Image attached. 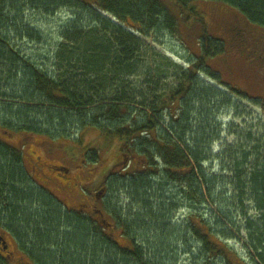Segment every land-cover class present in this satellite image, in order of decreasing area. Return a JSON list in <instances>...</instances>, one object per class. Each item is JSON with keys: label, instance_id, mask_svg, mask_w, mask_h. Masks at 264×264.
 <instances>
[{"label": "trees", "instance_id": "obj_1", "mask_svg": "<svg viewBox=\"0 0 264 264\" xmlns=\"http://www.w3.org/2000/svg\"><path fill=\"white\" fill-rule=\"evenodd\" d=\"M194 1L226 5L249 23L264 29V0H173L182 20L159 0H95L92 4L86 0H0V101L7 111L9 109L0 120V228L8 233L14 228L23 237L32 235L36 241L43 240L44 231L50 230L45 237L49 238V234L53 236L58 230L54 221L47 218L44 207L36 205V196L24 189L23 180L27 182L28 173L22 166L21 150L12 147L3 134L19 137L22 147L28 139H53L48 132L52 129L48 128L66 131V127L77 125L75 120H78L79 143L89 129H97L105 138H117L120 142L121 159L109 168L103 181L99 180L106 192L110 189L108 179L112 169L118 165L127 164L128 168L133 163L136 165L126 176L132 183L131 188L138 187L136 193L140 196L137 197L142 199L147 198L148 193L139 185L142 180L161 175L162 180L179 186L176 199L170 198V203L186 200L190 204L188 232L197 244L195 253L189 250L193 264H211L212 261L246 264L229 245L236 240L239 230L234 217L219 209L221 196L214 190V185L226 180L220 175H208L202 168L212 154L210 142L220 136L221 123L213 116L219 101L223 102V95L203 85L200 75L216 81L237 98L248 97L223 85L219 75L207 67L208 58L222 53L223 46L206 33L203 18L190 7ZM28 9L43 15L60 9L73 13L49 66L52 71L37 60H26L10 43L11 36L17 32L29 35V29L21 25L22 14ZM190 19L202 26L201 53L194 61L188 59L187 67L159 57L139 38L163 30L175 34L179 21L188 23ZM146 54L153 56V60L141 65ZM7 67H11L9 77L3 79ZM20 72L22 76L19 77ZM57 138L65 139L61 135ZM260 149H251L254 150L252 154L259 156L252 164L244 151L239 153L236 149L233 152L228 147L226 152L236 155L233 159L230 156L228 165L233 187L237 188L232 198L246 222L252 264H264V150ZM89 153H93V161L97 162L96 151ZM107 202L102 203V217L98 223L104 221L106 226L119 229L128 244L121 245L106 238V226L90 224L82 215L85 225L82 221L73 223L76 228L71 226V229L76 238L70 237L64 244L74 255L61 257V246H50V238L51 244L46 247L55 251L49 264H117L114 254L102 261L98 249L92 252L100 246L95 237L98 233L106 239L105 244L109 243L121 253V257L141 260L142 252L130 238V224L115 211L108 214ZM246 204L255 206L257 223L246 218ZM203 206L207 212L201 209ZM162 214L158 213L156 218L161 219ZM55 216V222H61V217ZM75 256L77 261L71 262ZM36 259H31L32 264H39Z\"/></svg>", "mask_w": 264, "mask_h": 264}, {"label": "rangeland", "instance_id": "obj_2", "mask_svg": "<svg viewBox=\"0 0 264 264\" xmlns=\"http://www.w3.org/2000/svg\"><path fill=\"white\" fill-rule=\"evenodd\" d=\"M159 1L168 10L173 13L176 12L178 20H182L173 6V0ZM86 2L92 4L95 0H86ZM190 7L195 8L203 18L208 36L223 46L222 53L208 58L207 67L219 75L223 85L240 91L248 97V99L237 98L229 94L223 86L217 85L216 81L200 75L203 85L217 89L223 95V102L219 101V107L215 110V115L213 116L221 123L220 136L215 137L214 141L210 142L209 146L212 154L202 168L206 174L220 175L221 178L226 180L224 183L214 185V190L215 194L217 196L220 195L222 199L218 201L220 204L219 209L225 213L229 212L234 217L239 230L236 240L229 242V245L234 248L246 264H252L250 254L252 255L253 252H251L249 247V233L246 230V222L243 220L239 208L236 207L237 205L233 204L235 201L232 198L237 188L234 189L233 187V177L228 165L231 162L230 156L233 159L236 158V155L226 152L228 147H231L233 152L236 149L239 153L244 151L249 154V162L252 164L259 160V156L258 154H252L254 150L252 151L251 149L260 147V150H264V70L260 60L261 50L264 52V29L249 23L236 10L220 3L194 1L190 4ZM72 14L69 10L60 9L53 14L43 15L37 10L28 9L22 14L21 25L29 29L30 36L26 32H17L18 34L11 36L13 40L10 43L26 60L33 62L37 60V63H44V68H49L52 71V67L49 66L52 64L53 56L61 43L62 32L72 19ZM103 15L112 18L107 14L103 13ZM201 27L200 24L190 19L188 23L179 21V29L175 34L168 30H163L161 32H153L148 37L139 38L141 41L143 40L149 50L158 53L159 57L167 59V61L176 65L187 67L186 61L188 59L194 61V57L199 56L201 53L199 40ZM232 29L240 31L242 35L240 39L236 37V30ZM36 34L37 36H34ZM152 57L146 54L141 65L151 63ZM157 60L160 62V59ZM163 63L167 64V62ZM10 68L7 67L5 69L3 79L9 77L8 70ZM21 74L20 72L19 77L22 76ZM8 111L4 103L0 101L1 121L9 113ZM75 121L77 125L66 127V131L61 128H48L52 129L51 132H48L53 139H28L26 144H22V147L20 146L19 137L3 134L5 136L4 139L12 147L21 150L22 166L28 172V177H34L36 182H41V185L46 186L47 194L51 192L61 200L68 195L60 189L61 184L53 177L55 174L51 171L48 172L49 170L47 171L44 166H64L69 172L57 171V175L66 180L70 179L71 186L72 184H78L82 187V191H85V185L89 184L87 186L89 190L94 181L99 182L100 178L107 174L106 172L109 168H112L121 159L119 140L117 138L107 139L97 129L85 131L82 137L83 140L79 143L77 140L80 137L81 128L77 122L78 120ZM45 127L43 126L42 129L45 130ZM60 135L65 139L57 138ZM93 150L96 151L98 156L97 162L93 161V153H89ZM28 151L34 152L33 156L41 159L42 170H33L30 163L33 160L32 154ZM10 153L8 154L11 155ZM1 165H3L2 162ZM224 166H227L226 170L223 169ZM135 167L136 165L133 163L129 168L126 164L124 166L118 165L112 169L114 171L111 172L112 175L108 179L110 189L106 192L104 200L108 201V214L112 215V212L115 211L121 219L130 224V238H133L134 244L142 252L141 260L121 257V253L114 246L109 243L105 244L107 242L106 239L103 240L99 233L97 236L95 234V237H98L96 239L98 246L105 245L107 248L109 246V249L99 246L93 248L92 252H94V249L95 251L98 249V254L102 256L99 259L102 261L107 260V256H113L114 254L117 264H193V258L192 255H189V250L193 249L195 253L197 244L188 232L190 231L188 230L189 225H187L189 217L188 206L190 204L186 200L180 203L174 201L170 203V198L176 199L175 194L176 190H179V186L162 180L161 175L144 178L142 184L139 185L141 187L143 185L144 190L148 191L147 198L137 197V195L140 196L136 193L138 187L131 188L130 184L132 185V183L129 182V178L126 176L132 173ZM101 181H103V178ZM136 181L138 182V180ZM23 182V187L27 189V192L30 195L31 193L34 194L36 196L35 201L44 207L47 218H51L54 221V225L58 227L57 232H54L53 236L49 234V238H46L48 240V243L45 242L46 246L58 239L65 242L70 237L75 239L76 236L72 234L70 227L76 220H79L76 222H81L82 217L76 218V220L73 217L68 218L62 212L61 205L52 199V201H49L46 196L39 194L40 190L36 187V184L32 187L25 180ZM102 188L105 189L103 183ZM98 189L100 190L99 184ZM77 194H79L78 191L69 197L71 199L79 198ZM77 208L79 209L80 207ZM201 209L207 212L204 206ZM214 209L212 208V211ZM245 209L248 214L246 218L257 223L255 206L246 204ZM149 210L151 211L150 214L148 213ZM158 213H163L161 219L156 218ZM214 213H217L216 209ZM55 215L61 217V222H55L57 218ZM95 220L98 221L99 218L97 217ZM81 223L85 225V220ZM108 230H106V238H110L121 245L128 244L119 229ZM48 233L44 231L42 237H46ZM55 235H57V238L54 239ZM50 238H52L51 243L49 242ZM6 240L15 257H21V252L17 251L10 239L6 238ZM46 246H36L37 248L34 246V250L26 247L24 250L26 252L31 250L30 252L37 257L36 260L39 264L40 262L46 264L47 261H51V256L53 255V250ZM69 248L66 245L61 246L60 256L62 257L64 254H67V256L74 255ZM112 249L114 252H112ZM71 259V262H76L78 257L75 256ZM198 264H205V262H198ZM211 264L221 263L220 261H212Z\"/></svg>", "mask_w": 264, "mask_h": 264}, {"label": "flooded vegetation", "instance_id": "obj_3", "mask_svg": "<svg viewBox=\"0 0 264 264\" xmlns=\"http://www.w3.org/2000/svg\"><path fill=\"white\" fill-rule=\"evenodd\" d=\"M232 30H236L235 34L236 37L238 39L241 38V33L238 29H232ZM241 42V41H240ZM261 55H260V60L262 61V65H263V70H264V52L261 50ZM29 152V151H28ZM30 154H32V158L33 160L30 162L33 170H42V162L41 159L33 156L34 152H29ZM23 160V159H22ZM23 162V161H22ZM44 168H46V170L48 172H52L55 174V179L58 181V183L61 184L60 189L65 191L66 194L68 196L64 197V199H60L57 198L53 193L48 192V194L46 193L47 189L45 185H41L40 183L36 182V180L34 179V177H28L26 178V183H30L33 187V185H37L36 187L40 190V194H42L43 196H46L47 198H51L53 201H56L59 205H61L62 207V212L68 217H73L75 218H81L82 215L85 216L86 220L90 223V224H94L97 226H106L104 221H101L100 223H98L97 220H95V218H100L101 219V213L100 211L102 210V203L106 197V190H104V188H102V185L100 186V190L98 189V184L99 182L94 181L93 185L89 188V190L87 189V185H85V191H82V187L79 186L78 184H72V186L70 185L71 180L68 179H63L60 178L57 175V171H63L62 169H64L65 173H68L69 170L66 169L64 166H54V165H49V166H44ZM26 171V170H25ZM46 171V172H47ZM27 172V171H26ZM28 173V172H27ZM51 175V173H49ZM29 175V174H28ZM60 178V179H59ZM53 179V178H52ZM61 181V182H59ZM25 189V187H24ZM99 191H98V190ZM76 191L79 192V194H77V196L79 198H73L71 199V197H69L71 194L75 193ZM87 193V195H86ZM80 200V201H76V200ZM37 205H40V207H43L40 203L37 202ZM77 207H80L79 209ZM78 221V220H76ZM74 222L75 224L78 222ZM74 227V225H71ZM70 227V226H69ZM71 228V227H70ZM69 228V229H70ZM76 227H74L75 229ZM46 229V228H45ZM106 229H110V230H114L112 228L111 225L106 226ZM13 231H16V234L13 233ZM109 231V230H108ZM43 232V231H41ZM18 230L11 228L9 230V233L7 231H5V229L0 228V264H32V260L35 259V256H33L32 252H26V250H24V248L26 247H30L32 248V250L35 249L34 246H46L45 242L48 243V240H46V238L44 237L43 240H33L34 237L32 235H30L28 238L23 237ZM111 236V235H110ZM6 238H9L10 241L14 244L15 248L17 249V251L21 252L22 256L21 257H15V255L11 252L10 248H9V244L7 243ZM64 240L58 239L57 241H53L51 246H55V247H60L64 245ZM49 245V244H48ZM47 245V246H48ZM53 250V252L55 251V249H51ZM59 252V251H58ZM15 259V260H13ZM13 260V261H10ZM46 264H49V261L46 262Z\"/></svg>", "mask_w": 264, "mask_h": 264}]
</instances>
